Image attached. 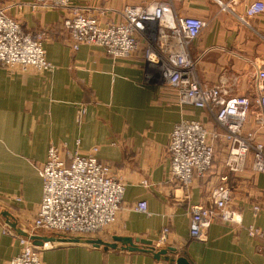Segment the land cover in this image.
<instances>
[{
  "label": "crops",
  "instance_id": "obj_1",
  "mask_svg": "<svg viewBox=\"0 0 264 264\" xmlns=\"http://www.w3.org/2000/svg\"><path fill=\"white\" fill-rule=\"evenodd\" d=\"M166 1L71 0L66 9L33 12L30 0H0V8H7L25 30L45 34L47 60L55 67L40 72L0 65V212L11 213L19 227L30 232L43 197L40 169L49 149L87 155L97 147L99 160L126 186L123 208L104 239L132 237L156 247H174L180 252L177 257L191 264H264V241L248 234L251 226L264 232V173L256 169L254 156L248 154L240 170L231 173L226 167L230 143L214 139L210 171L196 176L185 190L171 174L172 131L182 121H199L210 133H219L214 115L178 102L177 91L147 67L143 41L130 57L113 59L98 46L74 51L64 26L75 11L93 13L108 25L120 23L128 6ZM255 1L184 0L172 7L176 17L206 23L189 47L202 87L218 89L222 99L250 98L254 103L244 131L254 132L264 144L262 111L255 103L260 95L258 73L264 69V13L246 15ZM82 107L86 114L78 122ZM217 189L227 191L226 208L239 212L242 221L226 223L214 217L207 241L192 239V208L213 209ZM142 201L148 204L146 214L134 209ZM165 228L169 234L161 244ZM19 237L1 218L0 264H9L20 253ZM39 249L43 264H168L147 253L88 245L46 243Z\"/></svg>",
  "mask_w": 264,
  "mask_h": 264
},
{
  "label": "built area",
  "instance_id": "obj_2",
  "mask_svg": "<svg viewBox=\"0 0 264 264\" xmlns=\"http://www.w3.org/2000/svg\"><path fill=\"white\" fill-rule=\"evenodd\" d=\"M176 1L184 0L128 6L120 23L108 25H103L99 16L93 13L75 11L64 20V26L70 34L74 51L83 45L98 46L113 59L130 57L143 41V58L147 67L159 72L177 91L178 102L207 109L214 115L221 129L219 133H210L199 121H182L172 131L169 143L171 174L185 190L191 187L196 176L204 177L210 171L215 153L213 140L219 137L230 143L226 163L229 172H238L241 162L251 153L256 169L264 173V144L254 132L244 131L254 102L245 96L222 99L218 89L205 90L202 87L189 47L206 23L198 18L174 16L172 5ZM30 2L36 12L39 8L66 9L71 0ZM263 13L264 2L259 0L248 7L246 15L252 18ZM45 40L44 33L25 30L8 14L7 8H0V65L53 72L55 67L47 60ZM258 80L260 95L255 103L262 111L261 124L264 127V69L259 71ZM85 114L86 108L82 107L77 121L81 122ZM97 153V147L87 155L55 146L49 149L47 160L40 169L43 197L30 232L100 238L117 221L126 186L114 177L109 165L99 160ZM227 179V176L223 178L224 181ZM143 185L149 186V183L144 181ZM213 199V209L192 208V239L206 242V232L214 217L226 223H241V214L226 208V190H215ZM134 209L146 214L148 204L139 202ZM168 234L169 229L165 228L160 237L161 244L166 243ZM248 234L264 241V232L257 227H249ZM19 239L21 251L9 264H43L39 247L28 238Z\"/></svg>",
  "mask_w": 264,
  "mask_h": 264
},
{
  "label": "water",
  "instance_id": "obj_3",
  "mask_svg": "<svg viewBox=\"0 0 264 264\" xmlns=\"http://www.w3.org/2000/svg\"><path fill=\"white\" fill-rule=\"evenodd\" d=\"M4 219L10 227L21 237L28 238L33 241L36 247H43L46 243H60L73 245H88L93 248H103L108 250H120L128 252H142L153 255L157 261H165L168 264H191L183 256L177 257L180 252L174 247H156V245L149 240L114 236L107 240L104 238L82 237V236H47L39 235L37 233L25 232L20 227L13 215L7 211L0 212V219Z\"/></svg>",
  "mask_w": 264,
  "mask_h": 264
},
{
  "label": "rangeland",
  "instance_id": "obj_4",
  "mask_svg": "<svg viewBox=\"0 0 264 264\" xmlns=\"http://www.w3.org/2000/svg\"><path fill=\"white\" fill-rule=\"evenodd\" d=\"M100 238H103L102 236Z\"/></svg>",
  "mask_w": 264,
  "mask_h": 264
}]
</instances>
